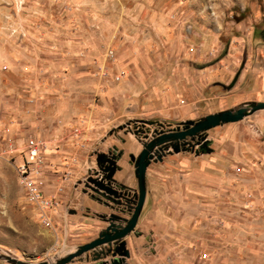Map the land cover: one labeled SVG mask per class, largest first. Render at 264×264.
<instances>
[{
	"label": "rangeland",
	"instance_id": "1",
	"mask_svg": "<svg viewBox=\"0 0 264 264\" xmlns=\"http://www.w3.org/2000/svg\"><path fill=\"white\" fill-rule=\"evenodd\" d=\"M178 64L229 71L220 95L241 78L244 85L259 79L254 74L264 68V0H0V264H11L4 256L53 263L99 237L106 209L93 200L98 209L82 205L84 197L95 194L89 179L103 176L109 165L105 157L120 152L116 174L123 170L119 162L127 157V137L134 136L142 146L152 136V120H138L137 112L160 111L154 91L164 94L169 70ZM253 102L264 101L248 103ZM103 112L114 116L103 122ZM259 116L264 118V110L207 133L210 141L221 128H240L234 144L225 145L234 160L215 188L217 207L204 212L202 231H190L198 244H179L181 227L197 214L177 163L174 173L157 175L154 191L163 201L161 212L154 229L128 237L132 251L127 264H264V129ZM31 138L48 145L46 190L54 179L64 188L49 229L27 203L17 176ZM58 151L64 169L53 161ZM184 152L203 154L190 148ZM180 153L166 152L149 167ZM128 161L132 164L131 156ZM58 210L67 218L94 220L78 224L65 239L62 227H55ZM185 248L187 259L173 260L172 254ZM92 263L86 255L72 264Z\"/></svg>",
	"mask_w": 264,
	"mask_h": 264
},
{
	"label": "crops",
	"instance_id": "2",
	"mask_svg": "<svg viewBox=\"0 0 264 264\" xmlns=\"http://www.w3.org/2000/svg\"><path fill=\"white\" fill-rule=\"evenodd\" d=\"M247 69V67L244 69V78L247 77ZM169 71L170 78L167 80L169 86L164 89V94L161 95L158 90L154 91V93H156L154 98L158 99L156 103L158 104L160 111L137 112L138 120H142L141 118L152 120L153 130L160 128L161 126L175 128L184 122L197 121L207 115L233 109L239 103L264 101V68H262L260 72L254 74L255 76L259 75V79L254 77L244 85V80L241 78L237 83V86L229 88V93L226 95H220V90L227 85L223 83V80L228 77L230 74L229 71L201 64L190 66H181L178 64L177 66L172 67ZM183 97L186 98V101H180ZM180 102H182V104ZM204 107L206 108V112H199ZM113 116L114 112H103V122L111 119ZM257 122L259 126L264 129V118L262 116L257 118ZM221 129L222 130L212 132L211 134L210 141L213 143L209 148L214 150V152L202 154L201 156H195L191 154V152H184L166 158L160 165L154 164L149 167L147 172V199L136 232H139L144 228H153L154 225L152 223H154L156 215L161 212L160 206H163V201H158L157 192L154 191L156 189L157 175L168 176L169 174L174 173V167L178 163V167L183 170L182 174L179 175H182L187 186H189V191H187L186 196L195 198L194 207L197 214L194 222L188 223L185 227H181V230L182 232L184 231V233H181L182 235L179 238V244L181 246H185L187 243L198 244V240H192L190 231L192 229H199L202 231L203 226L201 225L204 212L209 208L213 211L214 207H217L218 200L216 199L217 191L215 188L218 187L220 181L225 180L223 170L228 163H231L232 160H234L233 154H230L225 145H233L240 135V128L237 126ZM126 140L127 145L124 150L127 157L119 162V165L123 170L115 175V180L117 185H124L132 190H136L138 182L135 177L134 167L130 164L128 158L132 155L139 154L142 150V146L134 136H129ZM220 142H222V147L220 146ZM112 143L115 142L112 140L108 143H104L103 148L109 147ZM67 147H71V144H68ZM69 150L71 149L69 148ZM59 152L60 151L54 155L53 161L57 163L56 165H58V169H64L63 167H65V165L63 166L61 163L63 159ZM162 181L168 182L166 178H163ZM68 184L70 183L68 182ZM149 184L153 185L151 186V188L153 187V190L150 189ZM61 185L62 183L59 182V179H54L53 184L48 187L46 191L49 192V194L56 193L58 187ZM70 190L71 189L69 188L68 191L66 190L65 194H63L64 196L66 195V200L70 197ZM159 195H162V192H160ZM87 197H89L91 201L84 197L82 199V205L86 206L87 209H98V206H96L92 197L90 195ZM92 200L94 202H92ZM208 203H211V205H208ZM105 209V211L103 209V213L110 215V210L106 207ZM59 210L62 209L60 208ZM59 210L55 214V227L57 225L62 227L65 232V239L76 233L78 224H84L86 219L94 220L93 218L79 215H72L70 218H67L63 215L64 213H59ZM104 224L105 226H103V230L108 226L107 222ZM201 233L200 236L202 235ZM127 249L132 251L129 238H127ZM186 252L187 248L183 249V251L175 252L171 257L173 260L177 261L186 260ZM108 260H110V257ZM129 261L130 260H128V263Z\"/></svg>",
	"mask_w": 264,
	"mask_h": 264
},
{
	"label": "water",
	"instance_id": "3",
	"mask_svg": "<svg viewBox=\"0 0 264 264\" xmlns=\"http://www.w3.org/2000/svg\"><path fill=\"white\" fill-rule=\"evenodd\" d=\"M260 110H264V102H253L207 115L197 121L184 122L176 128L166 130L165 126H161L160 129H155L151 137L146 136L145 141H141L143 149L140 154L137 157L131 156L138 182L136 190L116 184L114 176L121 169L117 162L123 156V152L112 158H106L104 155L103 162H108L109 165L103 167V176L89 179L88 187L101 196L109 208H116L117 213L107 216L108 226L99 237L79 246L75 252L53 263H27L5 256L3 259L11 264H72L87 255L95 264H127V259L130 258L127 238L136 231L146 203L147 170L151 163L161 161L166 152L171 150L180 153L190 148L196 154L209 153L212 150L209 148L207 133L211 129L240 122ZM74 213L75 211H72V214Z\"/></svg>",
	"mask_w": 264,
	"mask_h": 264
},
{
	"label": "built area",
	"instance_id": "4",
	"mask_svg": "<svg viewBox=\"0 0 264 264\" xmlns=\"http://www.w3.org/2000/svg\"><path fill=\"white\" fill-rule=\"evenodd\" d=\"M47 143L38 138L28 140L23 152V160L16 166L17 176H23V193L29 205L34 207L36 216L40 223L46 227H53L54 215L52 211L59 208V195L64 192L63 187H59L56 191L57 195L49 196L46 191V176L48 169V161L46 152ZM52 176H58L52 174ZM66 178H68L66 176ZM207 259L208 256L203 257Z\"/></svg>",
	"mask_w": 264,
	"mask_h": 264
},
{
	"label": "flooded vegetation",
	"instance_id": "5",
	"mask_svg": "<svg viewBox=\"0 0 264 264\" xmlns=\"http://www.w3.org/2000/svg\"><path fill=\"white\" fill-rule=\"evenodd\" d=\"M92 199H93L94 201H96V202H99L100 204H103V206H105L106 208H108V209L110 210L111 214H116V213H117L116 208H114V209L109 208V207L106 205L104 199H103L101 196H99V195H97V194H93V195H92ZM107 216H108V215H107L106 213H103V222H104V223L106 222V218H107ZM103 262H105V260H103Z\"/></svg>",
	"mask_w": 264,
	"mask_h": 264
},
{
	"label": "bare ground",
	"instance_id": "6",
	"mask_svg": "<svg viewBox=\"0 0 264 264\" xmlns=\"http://www.w3.org/2000/svg\"><path fill=\"white\" fill-rule=\"evenodd\" d=\"M19 177H20L21 183L23 185V176H19Z\"/></svg>",
	"mask_w": 264,
	"mask_h": 264
}]
</instances>
